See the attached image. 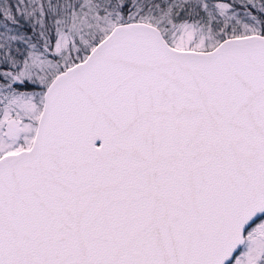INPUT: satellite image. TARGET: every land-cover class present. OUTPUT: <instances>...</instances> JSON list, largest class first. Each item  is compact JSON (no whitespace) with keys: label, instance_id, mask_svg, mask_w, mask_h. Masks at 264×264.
<instances>
[{"label":"snow or ice","instance_id":"1","mask_svg":"<svg viewBox=\"0 0 264 264\" xmlns=\"http://www.w3.org/2000/svg\"><path fill=\"white\" fill-rule=\"evenodd\" d=\"M0 264H264V0H0Z\"/></svg>","mask_w":264,"mask_h":264}]
</instances>
